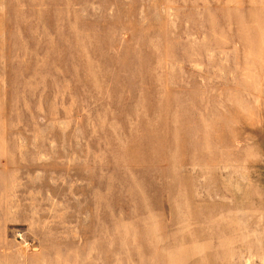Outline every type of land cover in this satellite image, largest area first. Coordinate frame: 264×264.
<instances>
[{
	"label": "rangeland",
	"instance_id": "1",
	"mask_svg": "<svg viewBox=\"0 0 264 264\" xmlns=\"http://www.w3.org/2000/svg\"><path fill=\"white\" fill-rule=\"evenodd\" d=\"M0 264H264V0H0Z\"/></svg>",
	"mask_w": 264,
	"mask_h": 264
}]
</instances>
